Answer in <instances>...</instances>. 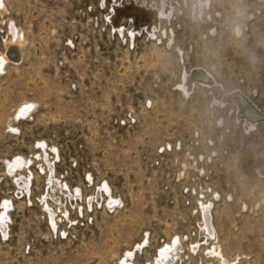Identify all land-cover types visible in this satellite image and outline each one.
<instances>
[{"label":"rangeland","instance_id":"1","mask_svg":"<svg viewBox=\"0 0 264 264\" xmlns=\"http://www.w3.org/2000/svg\"><path fill=\"white\" fill-rule=\"evenodd\" d=\"M199 1L169 0L165 18L154 15L157 35L172 32L173 46L145 30L131 41L127 26L121 32L110 28L104 17L113 0L4 1L25 41L19 62L0 75V198L9 195L13 202L9 235L0 232V264H115L122 247L144 233L149 247L174 231L191 240L192 182L205 195L214 192L213 221L225 256L235 264H264V180L253 169L261 161L264 118L245 133L226 102L218 111L208 103L209 92L220 94L218 87L197 82L183 97L173 84L182 65L207 68L225 90L242 88L264 112V0H208L202 8ZM151 2L156 8L159 0ZM174 43L181 44V53ZM25 101L34 104V115L18 124L13 137L8 126ZM219 111L224 118L216 126ZM44 136L58 141L60 158L52 168L62 171L72 189H83L76 205L67 206L74 221L65 226L63 218L54 230L41 213L45 174L35 158L27 166L33 174L28 194L17 195L2 164L7 156L26 155L27 145ZM212 147L216 154L206 156ZM190 160H197V169ZM201 163L206 170L199 174ZM99 179L109 180L113 195L122 197L120 207L106 209L95 201L88 207L90 186ZM183 255L182 264H218Z\"/></svg>","mask_w":264,"mask_h":264},{"label":"bare ground","instance_id":"2","mask_svg":"<svg viewBox=\"0 0 264 264\" xmlns=\"http://www.w3.org/2000/svg\"><path fill=\"white\" fill-rule=\"evenodd\" d=\"M4 1L5 0H0V28L3 27L2 25H4V34L2 36V39L0 40V75L4 74V72L6 71V68L8 67L9 64H15V63L19 62L18 60H20V58L22 56L21 52H20V47L23 45V43L25 41V37L23 36V27L21 25H18L17 22L11 16H9V14H7L8 8L6 7ZM156 1H158V0H156ZM180 2H181V0H180ZM167 3L169 4V0H159L158 6L157 7L155 6L156 8H154L151 0L147 1V2H145L144 0H113V3L110 5V10L108 9L109 11H107V14H105L104 20L106 22H108L107 24L110 25L109 27L113 28V30H115V31L117 29V31L121 32V30H123L125 28V26H127V28H126L127 36L129 37V40H131V41L135 36V32L139 33L140 30H142V32H143V30H145L146 33L150 36L160 38V39H162L161 37H165L164 40L166 42H168V46H169L170 44L172 45V43H173L172 32H167L168 30L167 31L165 30V31H161V32L159 31V35H157V33H156V31L159 30L158 25L156 24L157 16L158 17L159 16H163V17L166 16V9L164 7L167 6L166 5ZM172 3H175V2L173 1ZM207 5H208V0H200L198 2V6L201 8L205 7V6L207 7ZM108 7H109V5H108ZM177 8H176V10H177ZM153 9H155V10H153ZM198 9H196V10H198ZM145 10H148V12ZM214 11H212V13H214ZM167 13H168V11H167ZM154 15H157L156 18L154 17ZM211 16H213V15L211 14ZM204 19H203V21H204ZM208 21L209 20H207V22ZM166 22L167 21H165V23ZM161 25H163V24H161ZM172 25H173V23H172ZM182 26H181L180 30H182ZM167 27H169V26H167ZM184 27H186V26H184ZM204 27H206V26H204ZM173 28L176 29L175 26ZM236 29H237V27H236ZM202 31H204V30H202ZM233 32H235V31L233 30ZM178 33H179V30H178ZM175 34L177 35V33H175ZM205 34H207V33H205ZM141 36H143V35L141 34ZM177 36H179V34ZM70 38L66 37V39H65V41L69 45L72 44V41L70 40ZM125 39H127V38H125ZM135 39H137V38H135ZM182 40L184 43L183 38H182ZM185 41H187V40H185ZM188 41H189V39H188ZM190 41H191V39H190ZM175 43H174V46L176 47L177 51L178 52L180 51V53H181V44H180V46H178V44H175ZM189 44H190V42H189ZM182 46H184V45H182ZM185 47H187V46H185ZM179 71H180V75L177 78V80L175 79L176 82L173 84L176 85L177 89L180 90L183 97L187 96L189 94V92H191L195 83H197V82L207 83V84H210L212 86L214 85L215 87H218L220 90V94L217 95L216 93L213 94L212 92H209L210 95L208 94L209 95L208 103H210V105L213 104V106L215 105L214 106V108H216L215 110H217V109L220 110L221 109L220 107H223L225 102H226L227 112L230 113V110H233L234 113L235 112L237 113L236 118L240 119V122L243 126L242 127L243 131L245 133H248L251 130H253V127L256 125V123L259 122L260 119L264 118L262 116V115H264V114H262L264 112H262V113L260 112L261 111L260 110L261 104H259V102L256 99H254L253 97H251L248 94H245L243 89L239 88V87L237 89L236 88H234V89L229 88V89L225 90L223 88L222 83L219 81L220 78L216 79V77L212 76L211 73L208 72L207 68L206 69H200V68L191 69L190 68L189 70H187L186 67L182 65V67H180ZM212 86H211V88H212ZM210 107H212V106H210ZM33 111H34V104L28 103L27 101L21 103L15 109V111L13 113L15 115L14 116L15 124L12 123L11 126H8L9 131L11 133H13V135L10 134L11 136L17 137V133L20 130L18 128L20 125L18 126V124L20 122H21V124H23L22 120H25L24 118L29 119L32 115H34ZM223 118H224L223 112L219 111V112L214 114V119H213L214 122L213 123L216 126H218L220 124V122H222ZM73 129H75V128H73ZM52 137L51 136L50 137L44 136V138H39V139L34 138V140L31 141L32 143L29 142L30 144L27 145L28 146L27 149H29V151H26V152H28L26 155L25 154L24 155H22V154L11 155L10 157L7 156V158H5V159L2 157L3 158L2 164L4 165V169L9 170V174L11 175V181L13 182L12 184L17 188V195L28 194L29 193L28 192L29 191V189H28L29 183L30 184L32 183L30 181V178H31V175H33V174L30 170H28L29 168L27 166L30 162V159L33 160L35 158V160H34L35 163H37L39 165V167L43 169L44 174H45L44 180H43L44 181L43 190L45 189V193L43 196L44 197L43 204L41 202V205H42V207H40L41 211H42L41 213L43 214V216L45 215L46 220L50 224V228L52 227V229L54 230L56 225H58L57 223L59 221H61L63 218L65 220H67L65 223V226H66V224H71L74 221V219L72 220L71 218L68 217L69 216L68 215L69 209L67 208V206L70 205V207L72 208L74 205H76L75 201H77L76 199L80 197V193H81V191H83V189L82 190L79 189L81 186L76 187L75 189H72L71 188L72 186L70 187L71 183L69 184L64 179H62L63 177H61V175H60L61 170L58 173L54 170L55 168L54 169L52 168V166H51L52 163L56 159L60 158L58 147H57V144L55 143L57 141V139L55 141L54 138H52ZM19 143H22V142H19ZM34 145L39 146V149H37L38 152L36 154L33 152V146ZM213 146L215 147V145H213ZM211 153H213V155L216 154V149L213 147L211 149H209V153H207L206 156L211 155ZM188 154H185V155L188 157ZM211 157H213V156L211 155ZM184 158L185 157H183V159ZM203 159H204V157H203ZM197 160H195V161L190 160V161H192L191 164H192V167L194 169H197V166H196V163H198ZM260 160H261L260 163L257 164L256 166H254L253 169L256 171L257 177L261 180L262 179L264 180V146L260 151ZM33 165L34 164H32L31 167H33ZM29 166H30V164H29ZM184 166H186V165L182 161V166H181L182 170H183V168H185ZM198 166H199V169L197 170V172L199 174H202L203 172L205 173L206 169L203 167V164L201 163ZM31 169H33V168H31ZM34 169H35V166H34ZM261 170L263 171V173L260 172ZM183 173L184 172L180 170L178 172V176H182ZM87 174H88L87 176L89 179V180L87 179L88 180L87 183H88V185H90L91 184L90 174L89 173H87ZM84 175H86V173ZM64 177L69 178V176H64ZM85 178H87V177H85ZM67 181H69V180H67ZM84 181H85V179L83 180V182ZM108 181L107 180H100V181H97V183H95V182L92 183L93 187L91 189V186H90V190H92V191H90L91 194L89 193L90 197L87 196L89 198V200L87 199L88 200V204H87L88 207L91 206L90 203H92L93 201H95V203H93V204H95V205L101 204V207L105 206L106 209L107 208L108 209L114 208V210H115L117 207L121 206V204L123 202L121 199L122 197L118 196V195H113L114 192L112 193L111 186H110L111 183L109 184ZM73 182H75V181H73ZM80 182H82V181H80ZM76 183H78L77 180H76ZM74 184L75 183H73V185ZM189 189L194 192V194H193L194 206L192 207V210H193V213H195L194 224H195L196 229L194 232H191L192 234L190 233L191 235H193L192 237H194V238L189 240L190 238L188 236L185 237L184 233H181L179 231H174V232H171L170 235L167 234V236H168L167 238L165 236L164 237L165 239L164 238L159 239L155 243L154 246L149 247L148 246L150 243L149 238L146 236L147 233L146 234L144 233V234H141L137 239L133 240L131 245H129V246L126 245V247H122L120 254L114 260L115 264H136V260L138 258L141 259V262L138 261V262H140V264H182L184 253L191 254V255H198L197 257L199 260H202V259L206 260L208 258L210 260L211 259L215 260L218 264H235L234 260L230 261L225 256L224 245L222 244L221 240L217 236V230L215 228V224L213 221V211H212L213 210L212 206H213V200H214L213 199L214 192H210L208 195L207 194L205 195L202 187L195 182H192ZM14 190H15V188H14ZM84 194H86V193H84ZM8 196L9 195H7V197L3 196L4 198H2V199L0 198V200H1V202H0V232L3 233L4 237L5 236L8 237V235H9L8 233H7L8 235H6L7 226L9 227V225H10L8 223V221L11 218L10 214H9L10 211H8V210H10V207L12 205L11 203H13L8 198ZM21 197H23V196H21ZM87 197H85V199ZM13 199H14V197H13ZM16 199H18V198H16ZM29 199H30V197H29ZM29 199H27V200H29ZM83 200H84V198H83ZM261 200L264 202V194H261ZM77 203L79 204V202H77ZM245 206H246L245 203H243L242 207L245 208ZM80 207H82V206L80 205ZM76 209H75V211H76ZM73 210L74 209H72V210L70 209V211H73ZM82 210H83V207H82ZM39 213H40V210H39ZM81 215H82V213H81ZM48 223H46V224H48ZM65 226H64V228H65ZM69 227H70V225H69ZM56 229H57V227H56ZM66 229H64L61 234L65 235ZM59 236H60V234H59ZM185 238H189V239L185 242ZM107 245H108V243H107ZM147 248L148 249L150 248L149 249L150 251L148 253L143 252V250L144 249L147 250Z\"/></svg>","mask_w":264,"mask_h":264},{"label":"built area","instance_id":"3","mask_svg":"<svg viewBox=\"0 0 264 264\" xmlns=\"http://www.w3.org/2000/svg\"><path fill=\"white\" fill-rule=\"evenodd\" d=\"M145 11H147V12H148V10H145Z\"/></svg>","mask_w":264,"mask_h":264}]
</instances>
